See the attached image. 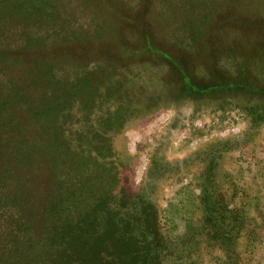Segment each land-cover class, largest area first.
Returning <instances> with one entry per match:
<instances>
[{
	"label": "rangeland",
	"instance_id": "374dc122",
	"mask_svg": "<svg viewBox=\"0 0 264 264\" xmlns=\"http://www.w3.org/2000/svg\"><path fill=\"white\" fill-rule=\"evenodd\" d=\"M21 2L0 0V53L46 58L71 85L94 74L60 111L62 139L73 152L109 149L110 193L157 212L161 264H264V0H45L16 11ZM25 37L40 45L25 50ZM19 68L0 72V100L6 82H24ZM17 99L0 137L36 138L34 98ZM24 172L34 194L15 200L40 214L49 176ZM203 195L240 229L230 241L213 234Z\"/></svg>",
	"mask_w": 264,
	"mask_h": 264
},
{
	"label": "trees",
	"instance_id": "16d2710c",
	"mask_svg": "<svg viewBox=\"0 0 264 264\" xmlns=\"http://www.w3.org/2000/svg\"><path fill=\"white\" fill-rule=\"evenodd\" d=\"M44 1L22 0L16 11L37 7ZM29 39L25 37V50L40 45L36 38ZM144 50L153 52L149 45ZM16 52L0 53V72L20 65L24 79L23 83L6 82L10 84L9 96L0 100V129L9 126L5 123L11 117L10 98L23 102L31 95L34 105L25 103L26 113L39 120V131L36 138L1 133L0 208L6 215L0 233V264H161L166 246L158 228L157 212L145 202L110 193L111 167L104 164L109 149L101 146L93 151L73 152L62 139L60 111L85 92L90 83H95L94 74L83 70V78L71 85L56 77L51 61L31 56L22 62ZM173 65L182 76V83L188 84L187 71ZM35 88L41 91L37 93ZM45 88L51 89L49 93ZM32 169L44 170L49 176L48 199L37 215L23 212L15 200L17 193L28 198L34 194L33 181L24 176L25 170ZM201 204L205 205L207 221L218 232H213L216 238L225 239L226 235L230 241L232 231H240L233 228L230 217H214L204 195ZM7 207L12 210H5ZM228 253L234 255L233 250Z\"/></svg>",
	"mask_w": 264,
	"mask_h": 264
}]
</instances>
